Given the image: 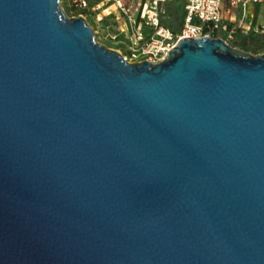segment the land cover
<instances>
[{
	"label": "water",
	"instance_id": "obj_1",
	"mask_svg": "<svg viewBox=\"0 0 264 264\" xmlns=\"http://www.w3.org/2000/svg\"><path fill=\"white\" fill-rule=\"evenodd\" d=\"M0 264H264V55L0 0Z\"/></svg>",
	"mask_w": 264,
	"mask_h": 264
},
{
	"label": "built area",
	"instance_id": "obj_2",
	"mask_svg": "<svg viewBox=\"0 0 264 264\" xmlns=\"http://www.w3.org/2000/svg\"><path fill=\"white\" fill-rule=\"evenodd\" d=\"M63 1L68 8L73 10L89 8V0ZM172 1L174 0H152L144 9L141 23L138 25L130 15L129 21L132 24V32L129 37L130 49L135 62L146 60L159 63L166 59L168 51L173 49L180 39L211 36L221 27L227 28V25H222V23L225 14L230 13L232 8H241L244 16L250 4L262 0H230L228 7H225L224 0H183L185 15L179 31H174L162 23V16L165 12L164 4ZM144 27L149 29V33L145 32ZM237 32L238 27H232L229 29L227 38L234 39Z\"/></svg>",
	"mask_w": 264,
	"mask_h": 264
},
{
	"label": "crops",
	"instance_id": "obj_3",
	"mask_svg": "<svg viewBox=\"0 0 264 264\" xmlns=\"http://www.w3.org/2000/svg\"><path fill=\"white\" fill-rule=\"evenodd\" d=\"M89 0V9L96 10L102 9L103 12L115 13V14H124L129 20L130 15L136 21L138 25L141 23L142 14L144 9L151 3L152 0H97L94 4H91ZM230 0H224L225 7H228ZM175 8V12L178 17V27L171 29L174 31H179L183 25L184 15H185V4L183 0H174L164 4V14L162 19L171 17V8ZM104 13V14H108ZM137 13V17L136 14ZM98 17L101 18V14H98ZM130 22V21H129ZM131 24V22H130ZM227 25V28H220V37L227 38L229 29L232 27H238L237 36H245L250 33H262L264 32V0L252 3L248 6L245 15L243 16L242 10L239 7H234L231 9L230 13L225 14L222 25ZM132 25V24H131ZM230 25V27H228ZM146 33H149V29L144 27ZM236 36V37H237Z\"/></svg>",
	"mask_w": 264,
	"mask_h": 264
},
{
	"label": "rangeland",
	"instance_id": "obj_4",
	"mask_svg": "<svg viewBox=\"0 0 264 264\" xmlns=\"http://www.w3.org/2000/svg\"><path fill=\"white\" fill-rule=\"evenodd\" d=\"M97 0H91V4H94ZM111 2H115V0H111ZM61 4L69 17L78 16L83 14L86 18L88 23L94 28L96 39L99 43L106 45L107 47L115 50H119L122 52L123 55L127 57L130 62H135V59H132L131 49H130V34L132 32V26L127 19V16L124 14H115V13H108L103 12V10L96 9H70L68 8L67 4L61 0ZM171 8V17L170 18H163L162 23L165 26H170L173 28L178 27V17L175 12V8ZM108 13V14H104ZM98 14H101V18L98 17ZM137 17V13L135 14ZM212 36V35H211ZM213 37V36H212ZM228 39V38H227ZM228 42L239 49L245 50L253 55L263 54L264 55V46L259 49L255 50L254 48H247L244 49L240 47L239 40L237 37L234 39H228Z\"/></svg>",
	"mask_w": 264,
	"mask_h": 264
},
{
	"label": "trees",
	"instance_id": "obj_5",
	"mask_svg": "<svg viewBox=\"0 0 264 264\" xmlns=\"http://www.w3.org/2000/svg\"><path fill=\"white\" fill-rule=\"evenodd\" d=\"M230 27V25L228 26ZM213 37H220L219 30H216L213 34ZM239 40L240 47L247 49V48H254L255 50H259L264 46V32L262 33H250L245 36H237ZM226 39V38H224Z\"/></svg>",
	"mask_w": 264,
	"mask_h": 264
}]
</instances>
